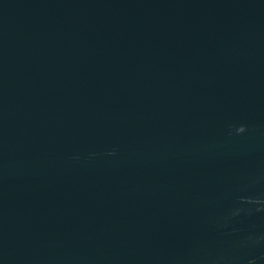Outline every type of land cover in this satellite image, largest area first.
Masks as SVG:
<instances>
[{"label":"water","instance_id":"water-1","mask_svg":"<svg viewBox=\"0 0 264 264\" xmlns=\"http://www.w3.org/2000/svg\"><path fill=\"white\" fill-rule=\"evenodd\" d=\"M0 264H264V0H0Z\"/></svg>","mask_w":264,"mask_h":264}]
</instances>
